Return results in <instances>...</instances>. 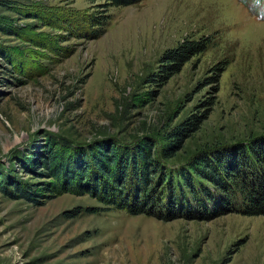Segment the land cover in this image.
Segmentation results:
<instances>
[{"label":"rangeland","instance_id":"rangeland-1","mask_svg":"<svg viewBox=\"0 0 264 264\" xmlns=\"http://www.w3.org/2000/svg\"><path fill=\"white\" fill-rule=\"evenodd\" d=\"M102 3L0 0V183H39L25 165L48 146L147 136L159 150L195 114L197 128L164 161L178 188L197 152L264 134V0ZM102 13V33L89 37L87 15ZM202 35L206 50L164 83L151 79L164 49ZM207 186L208 211L183 186L194 215L171 219L115 208L67 216L102 203L65 192L34 205L0 189V264H264V215L213 212L221 194Z\"/></svg>","mask_w":264,"mask_h":264},{"label":"trees","instance_id":"trees-1","mask_svg":"<svg viewBox=\"0 0 264 264\" xmlns=\"http://www.w3.org/2000/svg\"><path fill=\"white\" fill-rule=\"evenodd\" d=\"M138 1L103 0L102 5H128ZM87 16L91 24L89 37L100 35L107 15ZM210 43L211 39L202 35L184 37L167 47L159 56L153 74L156 77L151 79L164 83ZM200 120L194 114L170 127L159 150L155 147L156 141L147 136L133 142L98 138L77 146L68 145L66 149L48 146L35 164L25 165L36 177H42L39 183L13 178L9 183H0V189L11 198H23L34 205L65 192L88 194L102 203V206L77 205L65 209L63 213L67 216L115 208L130 214L171 219L194 215L191 207L181 203L179 195L183 193V186L195 199L198 211H208L200 192L211 198L213 192L207 186L211 185L221 194L219 201L222 200L213 206V212L264 215V134L253 136L247 143L215 145L199 151L187 163L189 170L182 174L178 188L167 180L164 161L175 155Z\"/></svg>","mask_w":264,"mask_h":264}]
</instances>
